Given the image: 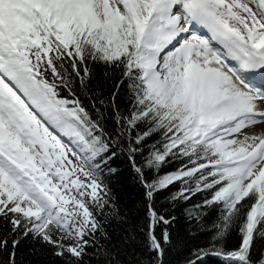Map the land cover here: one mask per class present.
Segmentation results:
<instances>
[{"label": "snow or ice", "instance_id": "6c2138e0", "mask_svg": "<svg viewBox=\"0 0 264 264\" xmlns=\"http://www.w3.org/2000/svg\"><path fill=\"white\" fill-rule=\"evenodd\" d=\"M264 264V0H0V264Z\"/></svg>", "mask_w": 264, "mask_h": 264}, {"label": "trees", "instance_id": "16d2710c", "mask_svg": "<svg viewBox=\"0 0 264 264\" xmlns=\"http://www.w3.org/2000/svg\"><path fill=\"white\" fill-rule=\"evenodd\" d=\"M210 264H219V262H218V261H215V260H213V261H210Z\"/></svg>", "mask_w": 264, "mask_h": 264}]
</instances>
